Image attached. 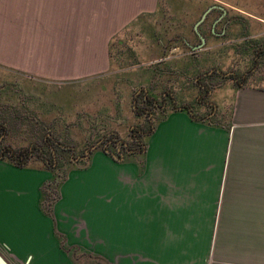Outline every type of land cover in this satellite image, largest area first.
<instances>
[{"label":"crops","instance_id":"crops-1","mask_svg":"<svg viewBox=\"0 0 264 264\" xmlns=\"http://www.w3.org/2000/svg\"><path fill=\"white\" fill-rule=\"evenodd\" d=\"M159 3L0 0V66L51 83L106 78L114 41ZM215 114L167 112L141 175L131 156L95 153L69 172L53 218L42 206L52 172L0 160V252L74 264L59 234L108 264H264V90L238 88L227 123Z\"/></svg>","mask_w":264,"mask_h":264},{"label":"rangeland","instance_id":"rangeland-1","mask_svg":"<svg viewBox=\"0 0 264 264\" xmlns=\"http://www.w3.org/2000/svg\"><path fill=\"white\" fill-rule=\"evenodd\" d=\"M216 5L227 11L226 34L221 36L223 23L212 34L221 15L212 11L199 28L206 43L193 51L201 43L195 25ZM112 62L108 77L76 83L46 82L0 66L3 145L13 150L37 145L50 157L44 140L51 136L65 175L102 151L108 135L130 144L133 130L157 125L175 103L191 105L198 117L214 112L215 120L227 123L238 88L264 90V0H160L155 14L114 41ZM146 95L163 108L144 110ZM144 155L126 154L138 164L139 175ZM45 161L35 155L28 166L48 169Z\"/></svg>","mask_w":264,"mask_h":264},{"label":"trees","instance_id":"trees-1","mask_svg":"<svg viewBox=\"0 0 264 264\" xmlns=\"http://www.w3.org/2000/svg\"><path fill=\"white\" fill-rule=\"evenodd\" d=\"M170 99L173 100V97L171 96ZM143 104H144V110H147L150 113H153V109L163 108L164 106V105H159L155 99H151L149 96L144 98ZM173 108L177 110L187 111L192 114L194 119L200 120V118H198L197 115L193 113L191 105L188 104L181 106L176 105ZM212 119L215 120V118ZM155 128H156V124L151 125L149 129L146 131L143 130L142 128H136L135 130H133V135L131 136L132 143L130 144L124 143L123 141H121V139L117 136L116 133H112L111 135H108L104 139L105 146L102 151L105 154L111 156L117 162H124L126 160V154L129 156L144 154L146 151V143L144 141V138L146 136L151 135L154 132ZM5 134L6 132L4 127L0 125V160H7L19 168L27 167L29 165V162L35 157V155H38L39 157H43V159L46 160L45 162L47 164V168L49 171L52 172L53 178L50 181H48L42 189V193H43L42 206L46 214H48L51 218H53L54 206L60 199V188L65 183L68 174L70 172L69 171L67 174L64 175L63 171H61L62 170L61 167L57 163L59 157V152H58L59 148L55 143L54 138L50 136V137H46V139L44 140L45 145L50 147V152H51L50 157H46V155L43 154V151L40 148V146L37 145L31 146V148L18 149V150H13L8 146L3 145L4 143L3 141L5 140ZM112 149L116 150V152L112 151ZM88 166H89V159L84 160L82 164H80L79 168L83 169V168H87ZM58 238L60 240L62 249L66 253L71 255L74 264H79V261H83V260H90L91 262H101L102 264H108L104 259L100 257H96L91 253L84 252L80 248L68 247L64 236L58 234Z\"/></svg>","mask_w":264,"mask_h":264},{"label":"water","instance_id":"water-1","mask_svg":"<svg viewBox=\"0 0 264 264\" xmlns=\"http://www.w3.org/2000/svg\"><path fill=\"white\" fill-rule=\"evenodd\" d=\"M214 10H225L224 7L222 6H212L209 9H207V11L202 15L201 19L196 23L194 31L197 33V35L199 36V38L201 39L202 43L196 47L194 50H200L203 48V46L206 43L205 38L202 36V34L200 33V26L205 22V20L207 19L208 15L214 11ZM0 264H11L9 262V260L0 252Z\"/></svg>","mask_w":264,"mask_h":264},{"label":"flooded vegetation","instance_id":"flooded-vegetation-1","mask_svg":"<svg viewBox=\"0 0 264 264\" xmlns=\"http://www.w3.org/2000/svg\"><path fill=\"white\" fill-rule=\"evenodd\" d=\"M215 11V10H214ZM218 11H220L221 12V15H220V17L219 18H217L214 22H213V24H212V27H211V32H212V34H214L215 33V29H216V27L219 25V24H221V23H223V25H224V28H223V31H222V33H221V36H224L225 34H226V30H227V28H228V20H226V18H227V11H226V9L225 10H218ZM204 24V23H203ZM202 24V25H203ZM201 25V26H202ZM201 33V32H200ZM202 34V33H201ZM203 36V35H202ZM204 37V36H203ZM198 38H199V36H198ZM205 38V37H204ZM200 39V38H199ZM205 40H206V38H205ZM200 41H201V39H200ZM201 43H202V41H201ZM200 43V44H201ZM199 46V45H198ZM198 46H196V47H198ZM196 47H194L193 48V51H199V49L198 50H194ZM201 50V49H200ZM151 98V97H150ZM151 99H154V98H151Z\"/></svg>","mask_w":264,"mask_h":264}]
</instances>
